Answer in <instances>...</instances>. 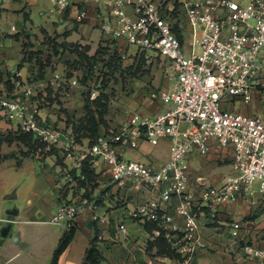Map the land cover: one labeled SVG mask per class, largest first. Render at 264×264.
Wrapping results in <instances>:
<instances>
[{"label": "built area", "instance_id": "2783aa9c", "mask_svg": "<svg viewBox=\"0 0 264 264\" xmlns=\"http://www.w3.org/2000/svg\"><path fill=\"white\" fill-rule=\"evenodd\" d=\"M50 2L58 11L69 4ZM95 11L102 40L120 57L137 54L167 61L168 85L152 98L168 106L154 115L134 111L126 121L96 134L73 165L84 178L82 161L94 157L107 164L113 182L140 184L151 196L128 216L154 222L156 232L179 254V264H189L202 245L197 210L209 208L213 216L225 202L257 194L264 215V116L223 103L230 97L247 104L264 94V0H95ZM85 17L82 7L78 19ZM34 95L32 85L13 79L12 87L0 92V111L20 132L57 144L61 131L42 121ZM72 137L70 133L64 143L66 156L73 155ZM162 139L168 141L169 155L157 166L122 156L126 147ZM211 147L229 157L230 170L217 184L191 175L187 159L191 152L206 155ZM84 202L61 201L49 221L69 227ZM174 213L182 217L180 228L173 224ZM118 229L125 231V225L119 223ZM240 229L241 220L230 222L233 237ZM240 247L245 257L264 264L263 247L247 241Z\"/></svg>", "mask_w": 264, "mask_h": 264}, {"label": "crops", "instance_id": "0c3cea01", "mask_svg": "<svg viewBox=\"0 0 264 264\" xmlns=\"http://www.w3.org/2000/svg\"><path fill=\"white\" fill-rule=\"evenodd\" d=\"M82 7L86 17L79 20L78 12ZM95 14V0H69L62 11L50 0H0V92L5 89L4 81L8 77L12 85L16 78L32 85L42 121L70 132L71 123L64 121L62 114L50 110L57 107L54 97L60 91L62 79H56L47 70L39 76L38 66L31 59L23 61L19 68L17 64L23 56L24 40L26 37L36 39V34H60L57 39L61 44L100 41L105 35L95 26ZM165 106L168 104L159 99L136 95L122 100L118 120L126 121L134 111L154 115ZM66 111L75 116L84 114L81 105L76 111L74 107ZM246 112L257 113L250 109ZM101 132L104 128L99 124L98 133ZM23 135L17 123L6 119L0 111V264H49L60 237L68 229L64 224L49 221L64 200L85 202L72 223V237L58 255L57 264H82L92 239H96L95 245L102 256L100 264H179V254L166 253L156 244L154 239L159 234L155 223L128 216L131 209L151 196L140 184L113 182L107 164L94 157L86 158L90 177L80 178L77 168L75 173L66 172L65 166L56 162L55 154L22 155L26 146ZM65 141L68 142L62 138L57 147L64 148ZM159 142L166 144L164 151L160 149V155L154 153ZM159 142L126 147L122 156L157 166L169 155L168 141ZM71 147L72 156L63 155L62 149L57 150L63 157L61 161L68 166L75 164L85 149L76 143ZM228 158L220 157L214 147L206 155L191 152L187 155L190 174L205 176L217 184L230 170V165L229 160L226 165L215 161ZM199 167L201 172L195 173ZM258 197L260 195L255 194L227 201L213 216L209 208L197 210L202 245L189 264H260L257 258L245 257L240 247L247 241L264 248V215H260ZM204 219L206 223L201 224ZM172 220L181 227L183 220L179 214L174 213ZM232 220H241L238 237L229 232ZM119 223L125 225V231L118 229Z\"/></svg>", "mask_w": 264, "mask_h": 264}, {"label": "rangeland", "instance_id": "374dc122", "mask_svg": "<svg viewBox=\"0 0 264 264\" xmlns=\"http://www.w3.org/2000/svg\"><path fill=\"white\" fill-rule=\"evenodd\" d=\"M59 35L45 34L40 37L36 34V39L26 37L23 42V54L41 67V73L47 70L52 72L54 77L57 75L59 79H62L59 84L60 91L54 97L57 107L50 109L62 114L65 117L64 121L71 123L70 132L61 131L56 125H52L61 131L60 140L69 138L71 133L73 143L85 147L84 150L88 148L93 137L90 136L88 128L86 108L95 109L93 100L98 95L99 101L106 104L104 121L100 124L104 131H108L109 128L116 127L121 122L118 120L120 112L118 107L122 100L136 95L152 98V93L166 86L169 81L170 66L167 61L158 57L146 58L137 54L120 57L102 39L92 44H61V40L57 39ZM73 49L79 51L80 55L77 56L72 52ZM71 80H75V84L72 85ZM223 103L236 111L247 113L246 110L250 109L264 116V94L257 95L247 104H242L239 98L230 97L225 98ZM80 105L84 110L82 116H75V113L66 111L72 107L76 111V107L80 108ZM48 106L50 108V104ZM126 111L123 110L125 114L128 113ZM23 140L26 146L22 149V155L55 154L56 162L63 164L66 172L75 173L73 163L68 166L61 161L63 157L58 155V143L47 142L31 133H24ZM165 147L166 144L159 142L154 153L160 155V149L164 151ZM59 149H62L63 155L66 154L64 148ZM72 150L74 149L70 146V151ZM215 162L226 165L228 159H217ZM196 171L195 173L201 172L200 167Z\"/></svg>", "mask_w": 264, "mask_h": 264}, {"label": "trees", "instance_id": "16d2710c", "mask_svg": "<svg viewBox=\"0 0 264 264\" xmlns=\"http://www.w3.org/2000/svg\"><path fill=\"white\" fill-rule=\"evenodd\" d=\"M113 50L115 53H117L115 49ZM72 52H74L77 56L80 55L79 51H77L76 49H73ZM25 60H30V58L28 56L26 57L23 54L20 62L17 64V68H19L21 63ZM40 70L42 69L40 66H38L39 76L43 74V72L41 73ZM4 83H5L6 89H10L12 87V83L10 82L9 77L4 81ZM93 102L95 104L94 110L88 107L86 108L87 123L89 125L88 128L90 130L91 137H94L96 134H98V126L101 122L104 121V114L106 110V104L101 103L99 101V95L93 100ZM81 172L85 175V177H90L91 170L89 169L87 159H84L82 161ZM148 222H151V221H148ZM151 223H154V222H151ZM67 228L68 229L60 237L58 244L53 251V255L51 257L49 264H57L58 255L61 253V251L66 247V245L70 241L72 234H73L74 226L71 224ZM95 240L96 239H92L90 245L86 248L82 264H100L102 256H101L100 251L97 249L95 245ZM154 240L156 241V244L158 245V247L159 248L161 247V249L164 252L166 253L175 252L170 248L169 243L166 241L162 232H160L159 235ZM175 254L177 253L175 252Z\"/></svg>", "mask_w": 264, "mask_h": 264}]
</instances>
